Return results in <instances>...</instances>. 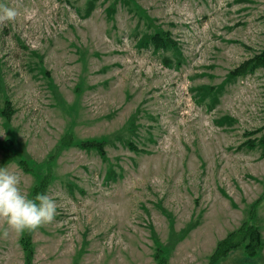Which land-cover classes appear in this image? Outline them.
<instances>
[{"label": "rangeland", "instance_id": "374dc122", "mask_svg": "<svg viewBox=\"0 0 264 264\" xmlns=\"http://www.w3.org/2000/svg\"><path fill=\"white\" fill-rule=\"evenodd\" d=\"M8 3L0 166L57 214L23 235L0 219V264L27 238L33 264H214L249 225L262 248L218 264H264V68L231 77L264 53V0Z\"/></svg>", "mask_w": 264, "mask_h": 264}, {"label": "clouds", "instance_id": "9594fccd", "mask_svg": "<svg viewBox=\"0 0 264 264\" xmlns=\"http://www.w3.org/2000/svg\"><path fill=\"white\" fill-rule=\"evenodd\" d=\"M19 9L8 0H0V23L15 21ZM57 214V202L47 192L30 195L21 187V176L9 166H0V219L18 235L33 232L51 223ZM7 235V229L2 233Z\"/></svg>", "mask_w": 264, "mask_h": 264}, {"label": "trees", "instance_id": "16d2710c", "mask_svg": "<svg viewBox=\"0 0 264 264\" xmlns=\"http://www.w3.org/2000/svg\"><path fill=\"white\" fill-rule=\"evenodd\" d=\"M154 43L156 44L158 48H169L170 46L169 38H163L160 35H155ZM254 62H255V67L254 66L247 67L246 69L239 68L232 73L231 77L232 78L244 77L249 72L255 70L256 66H261L264 68V53L260 56H257L254 59ZM165 65L172 67L173 64L171 62V59L165 58ZM260 147L262 148V150H264V138L261 139L260 141ZM251 148H254V147L251 146ZM263 157H264V154H263ZM24 167L25 165L21 164V168L23 170H24ZM31 173L34 174V171L32 170ZM258 205H259V202H257V204L254 205L253 210H255ZM249 210H252V206L249 207ZM241 229L243 230V232H239L236 235L235 233H232L226 239L222 240L218 244L212 256L214 264H218L221 259L226 258L232 251H235L241 247H244L245 250L248 252L249 256L251 257H254L258 253L259 249L262 248L263 241H262V237H261V233L259 229L254 228L251 225L246 226V229H245V226ZM27 239L26 241H24V239H21L20 244L22 245L25 251V264H33L32 263L33 257H34L33 246H32V243L28 244ZM155 258H156L157 264H168L167 259L161 254V251L156 252ZM210 264H213V263H210Z\"/></svg>", "mask_w": 264, "mask_h": 264}]
</instances>
